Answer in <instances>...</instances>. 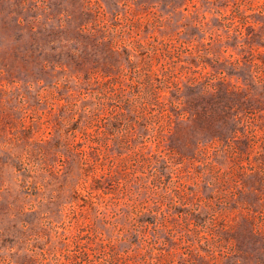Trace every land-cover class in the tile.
I'll return each mask as SVG.
<instances>
[{"label":"rangeland","instance_id":"rangeland-1","mask_svg":"<svg viewBox=\"0 0 264 264\" xmlns=\"http://www.w3.org/2000/svg\"><path fill=\"white\" fill-rule=\"evenodd\" d=\"M0 264H264V0H0Z\"/></svg>","mask_w":264,"mask_h":264}]
</instances>
